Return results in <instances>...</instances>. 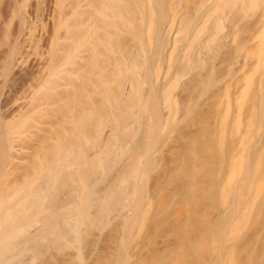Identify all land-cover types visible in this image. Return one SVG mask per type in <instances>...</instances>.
Here are the masks:
<instances>
[{
  "label": "rangeland",
  "instance_id": "1",
  "mask_svg": "<svg viewBox=\"0 0 264 264\" xmlns=\"http://www.w3.org/2000/svg\"><path fill=\"white\" fill-rule=\"evenodd\" d=\"M245 1L234 6V10L221 8L225 14H219L225 18L226 29L210 52L204 57L202 54L200 63L195 58L194 67L190 65L192 69L184 62L190 54L194 58L199 50L194 45L199 40L192 25H196L197 29L200 22L211 21L215 4V7L219 6L218 0L119 1L121 10L118 11L122 19L118 13L115 16L118 21H114L121 25L122 30L115 29L117 36L112 42L113 49L117 50L120 41L123 43L120 44L121 49L126 43L130 45L131 50L126 44V49L130 50L126 55L136 54L142 48L145 51L142 49L144 56L137 58L139 64H136L141 68H136L139 73L135 70L133 75H127L131 76V83L134 84L127 82L130 85L124 87L133 86L128 89L129 97L120 98L118 95L120 100L116 101L119 102L112 99L113 94L119 91L118 77H115L116 81L113 77L109 81L107 77L115 72L112 66L107 68L109 72L102 79L109 81L107 86L102 84L106 89L100 86V90L104 89L101 91L103 94L98 91L97 97L93 95L97 111L105 120L106 130H113L118 137L121 132L125 133L117 138L118 143L114 140V151L112 147V152L104 149L105 156L109 153L113 155H101L103 162L92 179L100 180V188L112 182L117 185L116 179L123 178L125 183L123 174H127L121 169L124 170L126 163H130L129 158L132 160L139 154V161L133 164V160L126 169L132 171L131 166L138 168L137 183L134 180L125 184L120 181L123 186L120 184L119 187H123V191L119 190L121 192L116 198L121 199L126 193L128 197L129 193L133 200L128 197V203L138 201L140 206L129 207L132 210L128 208L131 220L128 218L126 223L114 219L116 211L104 210L100 220H97L98 224L92 226L88 221L84 224L78 212L80 218H77L84 224L79 223L76 229L78 232L81 230L77 233L81 235L79 240L76 235L69 238L72 241L75 237L77 242L57 244L54 242L56 238L52 237L49 239L51 242L32 244L34 247L29 245L28 249L34 251H28L21 257L19 264L22 261L23 264H264V95L261 94L264 90H260L264 89V60H261L264 57V0ZM117 2L115 5L119 9ZM248 7L253 8L250 10ZM209 12L212 14L210 17L207 16ZM159 13L162 17L164 15V19L175 17L179 24L183 23L180 26L182 31L188 32L181 33L182 43L166 46L167 55L166 52L161 55L163 60L158 57V63L156 58L161 50L157 51L160 44L155 32L149 29L154 26L155 20L157 23L161 16ZM124 18L130 19V22L133 20L127 28V23L125 25L122 21ZM150 20L152 24L148 22ZM186 20L192 23L187 24ZM185 22L187 26L192 24V29H188ZM198 29L199 34L201 28ZM193 31L196 35L192 34ZM190 33L194 42L189 39L192 38ZM204 36L200 38L206 40L207 36ZM182 48L186 50H183L184 54ZM189 50L191 53L186 54ZM101 51L104 63L106 60L114 62L112 54L103 47ZM118 54L114 57L119 58L121 55ZM181 55L189 56L182 58ZM120 59H117L118 66L122 64ZM122 78L123 75L120 80ZM167 81L170 83L167 84ZM123 83L126 84V81ZM162 112L167 116L163 126L160 123ZM123 123H126V129L122 127ZM123 146L131 152L136 149L131 155L125 147L127 152L124 153ZM156 153L162 154V158L156 159ZM90 164L84 165V168L87 169ZM130 182L135 183V188Z\"/></svg>",
  "mask_w": 264,
  "mask_h": 264
},
{
  "label": "bare ground",
  "instance_id": "2",
  "mask_svg": "<svg viewBox=\"0 0 264 264\" xmlns=\"http://www.w3.org/2000/svg\"><path fill=\"white\" fill-rule=\"evenodd\" d=\"M119 1L104 0L100 3L101 0H0V264H19L20 258L26 255L28 251L33 250L32 248V250L28 249L29 245L48 242L52 237L56 238L54 242H58L57 244L72 243L75 237L70 241V236L76 235L78 238L81 235L78 236L77 234L81 230L79 229L78 232L76 229L79 228L78 224L81 223L82 219L84 224L85 221L91 225L98 224L97 220H100L104 210L116 211L117 215L114 219L126 223V220L131 217L129 215L131 212L128 211L132 209L129 207L138 206V201L128 203L129 198L133 200L129 197V193V198L127 193L125 194L127 198H124L125 195L121 199L116 198L121 192L119 190L122 189L123 191V187H119L123 178L121 180L116 179L118 186L112 182L113 184L111 183L104 188L99 187L100 180L92 179L103 162V158H101V155L105 156L103 151L109 149L112 152V148L115 147L113 143L125 133L121 132L123 135L118 134V137L115 136L113 130H106L105 120L97 111V102H93L96 99L94 97L103 94L101 91L106 87H103L102 84L107 86L112 77L114 80L115 77H118L116 80L119 84L126 81V84H122L124 85L123 90H121V84L120 89L119 84L117 85L119 90L117 93L119 94L111 92L112 97H114L112 99L119 102V96L120 98L121 96L129 97L128 89H132L134 84H132L131 76L127 77V75L134 74L133 71L139 66V59L137 60V58L141 55L144 56L142 54L143 48L139 50V54L136 52V54L126 55L127 51L130 53L131 50L129 43H126L129 47L125 44L121 49V43L120 41L117 43V39L115 40L118 44L117 50L113 49L112 42L116 38L114 36H117L114 33L115 29H120L121 26L120 24L118 26L116 23L118 20L115 18L118 13H121L119 12L121 10ZM218 1L219 6L215 7V4V9L213 8L214 15H224L225 13L221 8L233 9L237 4L246 2L245 0ZM116 2L119 9L116 8ZM230 10L228 11L230 12ZM209 11L211 10L209 9ZM129 13L132 12L129 11ZM121 15L118 17L122 19ZM210 15L212 14L209 12L207 16L210 17ZM214 15L211 17L212 22L210 19L206 20L207 18L205 23L201 20L203 22V24L200 22L202 27L199 25L201 30L199 27V29L197 28L200 30L199 34L195 29L196 25H188L190 28L187 26L192 21L186 20L187 24L184 23L188 29H192L191 25L193 26L194 29L192 30L196 31L198 35L196 37L199 40H196V44L194 43L195 47L198 46L199 48L196 55L193 53L196 57L193 56L194 58H192L191 54L188 55L189 58L187 55H181L182 58H187L184 62L189 64V68L190 65H193V68L197 60V63H200L202 54L204 57L206 53L210 52L214 47L213 44L226 29L225 18L221 15L220 17ZM161 17L162 15L158 17L157 23H155L156 20L154 23L151 22L152 19L148 21L154 24L149 30L155 32L154 34L160 44V48L157 45V49L159 48L157 51L161 49L156 58L157 62L160 60L158 57L162 54L164 55L166 52L165 56L167 55L169 46L176 45L178 42L182 43L183 34L181 33L188 32L187 30L182 31L180 26L183 23L179 24L180 22H177L175 17L169 18V16L166 19H164V15L163 19ZM128 18L124 19L127 20ZM114 19L117 21L115 22ZM124 19L122 21L125 25L127 23L125 26L127 28L133 20L130 22L128 19V22H124ZM149 26H147V31ZM184 29L186 28L184 27ZM149 34L153 33L150 32ZM192 34H195L194 31ZM192 34L190 33L192 38L187 37L188 35L186 37L191 40L193 39ZM203 34L207 36L206 40L202 39ZM201 36L202 38H200ZM192 45L191 43V47ZM186 46L188 47L189 44ZM186 46L183 47L186 48ZM101 47L113 55V63L106 59L107 63H104ZM119 47L122 51L119 50ZM126 47L130 50H127ZM185 48H182V54L187 50ZM198 48L196 47V49ZM124 50L126 51L125 55L123 54ZM118 52L123 64H119V66L116 64L117 59H119L118 56L117 59L114 57ZM189 52L190 50L186 54ZM181 56L179 61H181ZM110 57L111 55L109 59ZM160 58L163 60L162 56ZM261 58L264 60V57ZM165 59L167 60V57ZM118 62L120 61L118 60ZM109 66H112L115 72L111 73L112 76H107L109 81L105 82L102 79H105V75L109 72L107 69ZM185 67L183 68L184 71L187 70ZM184 71L181 74L184 75ZM135 72L139 73L137 70ZM122 75L121 80L123 82L120 80ZM143 81L146 82L145 78ZM127 82H132L133 86L128 89L126 86L125 89ZM168 82L170 83V81L166 83L168 84ZM162 85L164 87L165 83ZM100 86L104 89L100 90ZM163 87L161 88L163 89ZM260 90L263 91L264 89ZM106 93L105 90V95ZM129 93L131 94V92ZM261 94L264 95V92ZM86 99L89 101L86 102ZM116 99L119 100L116 101ZM143 106H141V110H143ZM166 108L168 107L166 106ZM162 114V116L160 115L161 126L165 125L167 121L166 113L162 112ZM111 117L113 118L112 114ZM122 127L126 129V123H123ZM121 142H119L120 145ZM116 143L118 142L116 141ZM124 147L126 148V146ZM125 148L124 153L128 151L131 155L136 149L132 153L129 151L130 149L126 148V151ZM157 153L154 155L155 158L161 159L162 154L157 155ZM110 154L112 153L106 154V156L109 157ZM138 157L140 158L139 154L133 156L134 159L132 160L129 158L130 163H126L125 168L123 167L124 170L121 169V172L127 174H120L121 176L123 174L124 179H126L125 183L138 180V168L131 166L133 170L126 171L128 169L127 164L132 165L133 160L135 161L133 164H135L136 161H139L137 160ZM86 163L92 164V166L91 164L88 165L90 168L88 171V168H84ZM120 175L119 178H115L120 179ZM126 176L131 179L129 180ZM122 182L124 183V180ZM134 182L131 183L133 186ZM78 212L81 213L79 216L81 215L82 218L77 216ZM129 219L131 220V218ZM123 222L121 223L123 224ZM118 223L120 225V222ZM81 224L80 226H82ZM81 239L83 241V238ZM75 241L77 242V239ZM34 245L32 246L34 247Z\"/></svg>",
  "mask_w": 264,
  "mask_h": 264
}]
</instances>
